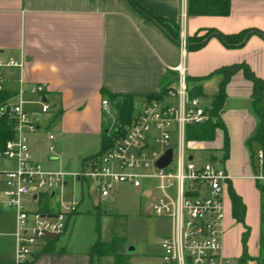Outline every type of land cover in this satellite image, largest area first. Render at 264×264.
Here are the masks:
<instances>
[{"label": "crops", "instance_id": "0c3cea01", "mask_svg": "<svg viewBox=\"0 0 264 264\" xmlns=\"http://www.w3.org/2000/svg\"><path fill=\"white\" fill-rule=\"evenodd\" d=\"M136 1L156 17L175 21L179 26V40L182 36H201L208 29L231 35L255 28L263 35L254 33L243 45L236 47H228L215 36L201 48L183 51L180 42L168 30L142 13L130 0H0V59L13 58L23 63L22 68H0L2 88L13 94L23 90V99L31 112L40 110V101L53 107L52 112L32 115L33 119L39 117L41 120L40 128L29 135L31 152L39 164L38 147L35 145L41 142L39 130L44 115H50L51 121L58 120L55 127L58 139L50 133L57 144L53 160L64 164L78 160L97 146L101 149L103 132L108 133L103 100H108L112 106L110 95L133 96L134 106L139 101L141 107L149 96L160 95L165 89L177 85L178 74L174 68L183 57L188 77L207 76L221 67L245 62L264 80V0H232L228 15L189 14L188 0ZM219 81V77L205 81V96L200 97L212 100L218 91ZM34 84H47L46 93H31ZM252 91L253 84L242 71L236 73L226 87L227 100L221 121L229 136L227 158L224 129L216 130L214 140L203 141L191 139L187 128L189 151L198 147L221 150V158L214 156L211 159L231 177L225 200L224 254L230 259L237 257L239 261L243 253L242 246L240 248L243 229L232 214L230 188L246 205L245 223L251 226L252 236L262 228L264 214V196L259 187L264 184L256 179L257 173H251L252 151L247 146L257 125L251 109ZM243 101L249 102L248 105ZM234 121L243 126L237 141L231 132ZM219 131L223 135L221 144L216 142ZM235 146H241L245 151L243 173H236L231 164L226 165ZM96 154L83 158V166ZM189 156L195 160L192 154ZM0 212L14 215L10 235L16 248V215L6 209ZM74 215L64 234L75 220ZM255 217L259 218L257 222ZM233 224L237 225L232 229ZM235 230L234 240L232 233ZM54 243L52 249L59 245V238ZM89 251L85 255L66 251L62 254L47 253L45 256L49 258L45 263L71 260V263L90 264ZM37 256L35 254V258Z\"/></svg>", "mask_w": 264, "mask_h": 264}, {"label": "built area", "instance_id": "2783aa9c", "mask_svg": "<svg viewBox=\"0 0 264 264\" xmlns=\"http://www.w3.org/2000/svg\"><path fill=\"white\" fill-rule=\"evenodd\" d=\"M180 44L185 51V36ZM3 67L22 68L23 63L0 59ZM174 70L177 85L134 110L131 121L118 123L114 118L106 149L87 160L85 169L79 172L45 170L33 157L29 135L40 128L41 120L32 115L52 112L49 103L40 101V110L31 112L20 90L0 105V119L7 115L13 129V137L0 151V210H11L16 215L14 264H33L35 254L67 231L81 201L75 197L68 203L62 197L57 199V190L68 185L69 177L93 181L101 200L107 199L118 184L131 185L147 195L152 200L148 213L172 222L170 234L162 239L161 264H231L223 243L231 177L220 164L197 163L188 153L187 128L217 119L209 112L211 106L191 93L184 57ZM47 87L34 84L30 91L43 95ZM102 106L112 115L108 100H103ZM54 138L49 135L50 141ZM49 149L56 151L53 143ZM169 150L171 162L158 166ZM257 161L261 173L256 179L264 181V150L257 154ZM145 180L152 185L143 188ZM49 198L58 202V206L54 204L58 207L55 212L40 206Z\"/></svg>", "mask_w": 264, "mask_h": 264}, {"label": "rangeland", "instance_id": "374dc122", "mask_svg": "<svg viewBox=\"0 0 264 264\" xmlns=\"http://www.w3.org/2000/svg\"><path fill=\"white\" fill-rule=\"evenodd\" d=\"M211 101L212 100L210 98L206 97L203 99V104L210 106ZM242 103L248 105L249 102L243 101ZM244 104H242V106ZM111 107L113 116L106 112L104 113V121L106 124H109V126L113 124L112 120L114 118L117 119V112L114 105ZM139 108L140 102L136 101L134 110ZM43 117L42 126L39 130L41 142L35 145L38 147L37 155L42 168L49 171L67 172H79L85 169V166H83L82 163L83 158L99 152L100 146L95 147L91 153L81 155L78 160H73L67 164L61 163L60 160H53L55 153L50 152L49 144L51 141L48 139V136L50 133H53L58 139V134L55 129L58 125V120L51 121L50 115H44ZM242 128L243 126L240 122L234 121L231 124V132L233 133L236 141L241 134ZM216 139V142L221 144L223 135L220 131ZM52 143L55 147H57L56 140L52 141ZM215 149L216 148L213 150L209 148L200 149L198 147L190 150L189 154H192L195 157V161L197 163H204L206 161L213 162L211 159L212 157H222V153L220 152L221 150ZM261 149L262 148L259 144H252L251 150L254 153L255 160L254 163L253 159L250 162L252 175L261 173L259 163L257 161V154ZM244 152L245 151L241 146H235L229 161L226 160V165L228 166L231 164V166H234L236 173L244 172ZM254 166L256 167L254 168ZM69 181L70 183L68 186L57 190V199L62 197L64 203L70 202L74 197L81 200L78 211L74 215L75 220H73V223H70L68 232L59 237V245L49 252L46 250L39 251L37 256L38 258H34L33 264H46V260L49 258L45 256L47 253L62 254L66 251L67 253L71 252L72 254L85 255L98 239L103 241H109L112 239L115 231L114 221L116 217L124 218L126 221V240L123 241V243L126 248L124 256L130 257L131 259L129 264H161L164 253L162 248V239L170 234L172 222L167 217H159L153 213H148L152 203L150 198L145 197L141 190H138L131 185L118 184L107 199L101 200L97 193L96 184L93 181L87 179H82L80 181L72 177H69ZM260 183L264 184V181H260ZM151 185L152 183L150 184L147 180L143 182V188L150 187ZM55 201L56 200H52L50 198L45 199V201L40 202V206L43 209L55 212L58 209V202ZM38 204L35 203L34 206ZM258 220V217L254 218V221L257 222ZM262 223V228L256 230L253 236L251 226L246 223L250 231L249 238L247 240V246L249 249V259L247 264H250V262H252V264H264V214ZM238 224L243 229L240 233V248L242 246V250L244 252L243 234L246 229L243 223L239 222ZM236 225L233 224L232 229L234 227L236 228ZM13 226V213L0 212V264H12V262H14L13 254L15 243L13 237L10 235ZM232 234L233 239L235 240L237 235L236 230L233 231ZM239 262L240 261L237 257H231V264H239ZM58 264L76 263H71V260H66ZM94 264L115 263L113 257L102 256L97 258Z\"/></svg>", "mask_w": 264, "mask_h": 264}, {"label": "trees", "instance_id": "16d2710c", "mask_svg": "<svg viewBox=\"0 0 264 264\" xmlns=\"http://www.w3.org/2000/svg\"><path fill=\"white\" fill-rule=\"evenodd\" d=\"M134 6L139 9L142 13L148 16L150 19L155 21L160 27L168 30L171 36L180 42L179 40V26L175 21L165 20L156 17L143 6H141L136 0H130ZM232 0H188V13L197 15H228L230 13ZM254 33H263L255 28L243 30L237 34L226 35L216 29H208L203 35H195L187 38V49L194 50L203 47L206 42L212 37H219L228 47H236L243 45L246 40ZM242 71L245 77L250 80L253 84L252 91V112L257 119L256 129L253 135L248 139L247 146L252 149V144L257 143L264 150V80L258 77L251 67L247 63H236L229 66L221 67L211 74L203 77H188V85L190 91L196 96H205L204 82L215 77H219V88L218 91L213 95L211 108L209 109L210 114L217 120H209L206 123L200 125H191L189 129V137L191 139L212 141L215 138L216 130L222 128L225 130L224 140V152L225 158L229 156V136L226 132V127L221 121V112L225 106L227 100L226 87L231 81L232 77ZM166 92V89L160 95L149 96L148 100L156 99L162 96ZM13 93H9L5 90H0V105L5 103ZM110 101L113 103L117 112V122L125 123L131 121L132 113L134 110L133 96H119L110 95ZM108 129V128H107ZM13 137L12 124L7 117L3 116L0 119V151L5 148V145L9 139ZM108 133L103 132L102 147L97 154L102 153L106 149V143L108 141ZM252 151V150H251ZM252 159L254 160V153L252 151ZM256 167V166H255ZM264 196V186H259ZM231 201H232V214L233 217L240 223L245 225V232L243 234L244 252L240 258V264H247L249 259L247 240L249 238V227L245 223L246 217V205L242 198L230 188L229 190ZM263 222V215H262ZM115 231L113 237L109 241H103L98 239L90 248L89 258L90 264H94L97 258L102 256H111L114 258L115 264H129L130 257L124 256L125 245L123 241L126 240V221L124 218L116 217L114 221ZM54 241L49 244L44 250L47 252L52 250L54 247ZM54 249V248H53Z\"/></svg>", "mask_w": 264, "mask_h": 264}, {"label": "water", "instance_id": "95a60500", "mask_svg": "<svg viewBox=\"0 0 264 264\" xmlns=\"http://www.w3.org/2000/svg\"><path fill=\"white\" fill-rule=\"evenodd\" d=\"M172 160V150H169L165 156H163L160 161L158 162V166L165 167L168 165Z\"/></svg>", "mask_w": 264, "mask_h": 264}]
</instances>
